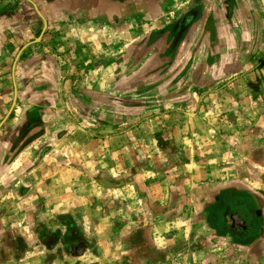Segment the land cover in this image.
I'll list each match as a JSON object with an SVG mask.
<instances>
[{
  "label": "crops",
  "instance_id": "1",
  "mask_svg": "<svg viewBox=\"0 0 264 264\" xmlns=\"http://www.w3.org/2000/svg\"><path fill=\"white\" fill-rule=\"evenodd\" d=\"M218 237L264 264V0H0V264L237 263Z\"/></svg>",
  "mask_w": 264,
  "mask_h": 264
},
{
  "label": "rangeland",
  "instance_id": "2",
  "mask_svg": "<svg viewBox=\"0 0 264 264\" xmlns=\"http://www.w3.org/2000/svg\"><path fill=\"white\" fill-rule=\"evenodd\" d=\"M187 20L188 19L186 18L185 21L182 23V29H181L182 30L181 31L182 33L185 31L186 27L189 25L188 22H187ZM144 51H145V54L143 56H144L145 59L142 58L143 61L144 60H147V58H149V57L155 56L156 53H158V51H156V52L153 53L152 50H151V48H150L149 49V52H148L149 55H147L149 57H146V51H147V49H144ZM141 52H143V51H141ZM140 64H142V63H140ZM140 64H138V71L143 70V67ZM148 65H149V63H148ZM148 65L146 66V69L144 71H146L148 69ZM156 66H157V68L155 70H153L152 72H149L148 74H153V72H157V76H158V75H162L164 73L162 71L161 63L157 64ZM140 76H143V74H141V72H140ZM245 183H247V182H245ZM235 184H237V183H235ZM256 192H259V190L256 189ZM250 215L252 217V214H250ZM250 215H248V218H250ZM214 245H215V249L217 248V251L216 252L218 253V257L219 258L227 259L229 262L230 261L232 262L233 259H234L233 262L236 261L238 264H244V262H245L244 259L245 258H242L241 257V254L243 253L242 248H237V247H234V245H229V244H227V242L225 240L221 239L220 237L217 238V241L214 243ZM213 252H214V254L216 253L215 251H213ZM237 263H235V264H237Z\"/></svg>",
  "mask_w": 264,
  "mask_h": 264
},
{
  "label": "water",
  "instance_id": "3",
  "mask_svg": "<svg viewBox=\"0 0 264 264\" xmlns=\"http://www.w3.org/2000/svg\"><path fill=\"white\" fill-rule=\"evenodd\" d=\"M17 97H18V96L16 95L15 100H14V104H13V107H12V109H11V111H10V114L12 113L14 107L16 106ZM10 114L8 115V117L10 116ZM8 117H7V119H8Z\"/></svg>",
  "mask_w": 264,
  "mask_h": 264
}]
</instances>
